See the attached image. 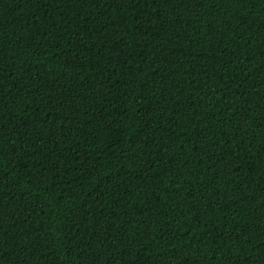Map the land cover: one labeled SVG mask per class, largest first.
<instances>
[{
	"label": "trees",
	"instance_id": "obj_1",
	"mask_svg": "<svg viewBox=\"0 0 264 264\" xmlns=\"http://www.w3.org/2000/svg\"><path fill=\"white\" fill-rule=\"evenodd\" d=\"M0 264H264V0H0Z\"/></svg>",
	"mask_w": 264,
	"mask_h": 264
}]
</instances>
